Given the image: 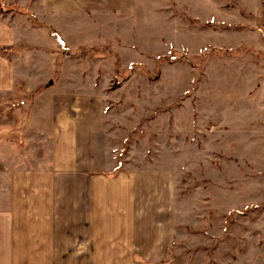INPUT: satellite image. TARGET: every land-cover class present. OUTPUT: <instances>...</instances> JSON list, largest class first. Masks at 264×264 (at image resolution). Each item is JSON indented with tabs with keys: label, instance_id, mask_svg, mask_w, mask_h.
Listing matches in <instances>:
<instances>
[{
	"label": "rangeland",
	"instance_id": "obj_1",
	"mask_svg": "<svg viewBox=\"0 0 264 264\" xmlns=\"http://www.w3.org/2000/svg\"><path fill=\"white\" fill-rule=\"evenodd\" d=\"M42 5L0 0L8 25L54 45L51 58L27 45L32 65L24 58L18 72L48 68L53 76L17 81L1 102L8 117L28 124L38 95L40 108L55 111L79 96L100 102L106 130L97 156L106 137L113 147L102 172L134 176L136 220L152 238L150 258L138 256L139 264H264V0ZM32 18L49 19L56 35ZM129 64L136 66L115 87Z\"/></svg>",
	"mask_w": 264,
	"mask_h": 264
},
{
	"label": "crops",
	"instance_id": "obj_2",
	"mask_svg": "<svg viewBox=\"0 0 264 264\" xmlns=\"http://www.w3.org/2000/svg\"><path fill=\"white\" fill-rule=\"evenodd\" d=\"M39 2L51 11L53 0ZM17 25L0 13V47L24 49L0 52V264H139L138 256L150 258L152 238L145 222L136 220L134 176L102 172L111 169L106 165L113 147L106 137L97 156L96 138L106 130L100 102L79 96L73 107L55 111L52 104L40 108L38 95L28 124L8 117L1 102L15 94L17 81L53 74L48 68L18 72L24 58L31 62L27 45L41 47V57H50L54 45L31 42ZM33 28L51 42L46 29Z\"/></svg>",
	"mask_w": 264,
	"mask_h": 264
},
{
	"label": "trees",
	"instance_id": "obj_3",
	"mask_svg": "<svg viewBox=\"0 0 264 264\" xmlns=\"http://www.w3.org/2000/svg\"><path fill=\"white\" fill-rule=\"evenodd\" d=\"M0 11H1V8H0ZM32 23L34 24V25H36V26H43V27H46L47 28V30H48V32H49V34H52V35H56L54 32H53V29H52V27L51 26H49V25H47V24H41V23H37L35 20H33V18H32ZM56 37H58L59 39H61L59 36H56ZM9 48H4V49H0L1 51H6V50H8ZM158 62L160 61V60H166V61H169V62H171V61H173L174 60V58L173 57H161V58H157L156 59ZM134 66H136V65H134V64H129L128 65V67L123 71V72H121V73H118L117 75H116V78L114 79V86L115 87H117V86H119L126 78H127V76L130 74V73H128L129 71L131 72V70H133V68H134ZM36 92L37 91H35L34 92V94H36ZM26 124H27V122H26ZM258 205H254V206H250L249 208H253V207H257Z\"/></svg>",
	"mask_w": 264,
	"mask_h": 264
}]
</instances>
